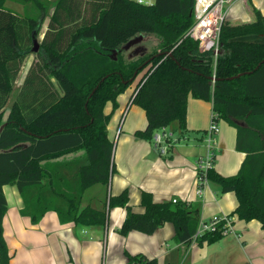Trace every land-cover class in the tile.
Instances as JSON below:
<instances>
[{"label":"trees","instance_id":"obj_1","mask_svg":"<svg viewBox=\"0 0 264 264\" xmlns=\"http://www.w3.org/2000/svg\"><path fill=\"white\" fill-rule=\"evenodd\" d=\"M8 2L30 4L38 16L24 15ZM195 0H155L143 6L130 0H58L46 32L33 51V33L40 31L49 3L45 0H0V264H9L2 223L7 212L3 192L16 186L24 199L23 216L33 224L48 211L62 224L105 226L111 209H126L119 234H154L165 223L174 239L192 241L198 209L186 202H156L142 192L141 212L129 205V194H108L114 172V142L108 137L118 97L138 79L128 105L145 110L143 137L173 122L186 129L189 96L212 101L214 120L237 129L236 148L246 153L240 170L223 176L213 167L200 172L222 193L233 192L240 220H257L264 229V15L250 5L251 20L223 23L219 53L202 52L189 35ZM250 3V1H249ZM35 10V9H34ZM153 35L157 45L138 54L123 46L137 36ZM114 52H117L114 60ZM32 64L13 106H6L25 59ZM234 80L229 78L239 76ZM238 122H243L241 126ZM102 186L101 208L85 204L89 189ZM220 230L199 243H213ZM127 264H157L155 259L129 256Z\"/></svg>","mask_w":264,"mask_h":264},{"label":"crops","instance_id":"obj_2","mask_svg":"<svg viewBox=\"0 0 264 264\" xmlns=\"http://www.w3.org/2000/svg\"><path fill=\"white\" fill-rule=\"evenodd\" d=\"M45 1L49 8L40 26L39 43L58 0ZM249 4L264 15V0H232L227 5L228 18L243 22L251 20ZM7 7L22 15L27 11H35L32 13L34 16L40 14L31 3L8 2ZM250 38L264 41L262 36ZM141 43L133 47V53L138 47H144ZM33 59V55L25 59L14 82L13 91L18 90L16 96ZM137 82L138 79L118 97L116 109L111 103L105 108L106 113L111 114L108 137L114 142L115 165L108 194L118 196L127 191L129 205L135 212L143 211L140 206L142 192L151 193L156 202H186L198 209L199 223L227 216L231 219L233 231L213 243L202 244L193 240L187 244L177 242L171 223H165L151 235L139 231L122 235L118 231L127 214L122 207L109 211L105 226H84L75 222L62 224L55 211L46 212L39 223L33 224L30 217L21 214L24 199L18 188L6 185L3 192L8 208L2 228L9 264H127L129 256L155 259L157 264H264V229L261 223L240 220L233 215L238 204L235 193H222L220 187L210 181L201 187L199 184L197 166L210 154L213 155V168L219 174L228 177L238 173L246 153L236 148L237 129L219 119V131L209 144L207 138L214 115L213 102L191 95L186 129L181 130L179 124L173 122L166 128L172 134L169 146L167 144L166 149L155 146L141 134L147 126L145 110L134 104L127 107ZM103 193L104 188L99 185L89 189L85 204L101 208L103 205L98 199H102Z\"/></svg>","mask_w":264,"mask_h":264},{"label":"built area","instance_id":"obj_3","mask_svg":"<svg viewBox=\"0 0 264 264\" xmlns=\"http://www.w3.org/2000/svg\"><path fill=\"white\" fill-rule=\"evenodd\" d=\"M136 4L143 6H152L155 0H130ZM232 0H195L192 15L194 23L189 29L188 35L199 43V48L202 52L213 51L215 55L219 53V37L223 23L228 18L229 10L227 5ZM217 122L213 120L208 130V143L212 144L213 137L218 133ZM172 134L162 128L160 133L153 135L152 143L155 146H169ZM170 141V142H169ZM164 152V150H163ZM213 155L210 154L205 160H200L197 166L199 184L206 183L207 180L200 172L205 173L208 169L213 167ZM200 192V191H199ZM176 203L177 200H172ZM220 230V235L225 236L233 231L231 219L227 216H217L208 222H200L198 229L193 236V241H198L206 233H214Z\"/></svg>","mask_w":264,"mask_h":264},{"label":"water","instance_id":"obj_4","mask_svg":"<svg viewBox=\"0 0 264 264\" xmlns=\"http://www.w3.org/2000/svg\"><path fill=\"white\" fill-rule=\"evenodd\" d=\"M190 16H192V12L190 14ZM34 34L35 32L33 33V51L34 52H37L39 50V42L38 40L34 37ZM144 40V37L142 35L140 36H137L135 37L134 39L130 40L128 43H126L124 46H123V50L124 51H129L130 49H132L134 46L140 44L142 41ZM142 51V47H138L137 49L134 50V53L135 54H138ZM116 55H117V52H114V57L113 59L115 60L116 59ZM244 74H241L239 76H236V77H232V78H229V80H234L236 78H239L241 76H243ZM239 125L241 126H245V124L243 122H238ZM6 127V124H3L1 127H0V134L2 133V131L4 130V128Z\"/></svg>","mask_w":264,"mask_h":264},{"label":"rangeland","instance_id":"obj_5","mask_svg":"<svg viewBox=\"0 0 264 264\" xmlns=\"http://www.w3.org/2000/svg\"><path fill=\"white\" fill-rule=\"evenodd\" d=\"M39 35L40 34L38 32V34L36 36V39L38 40V42H39V39H40ZM262 38H264V36H262ZM157 42L158 41H157V38L155 36H153V35H146L141 44L147 49L148 52H151L156 47ZM132 49H130V50H132ZM17 91L14 89L13 93L11 94L10 99H9V103L7 105V111L10 110L11 104H12V102H13L15 96H16V92Z\"/></svg>","mask_w":264,"mask_h":264}]
</instances>
